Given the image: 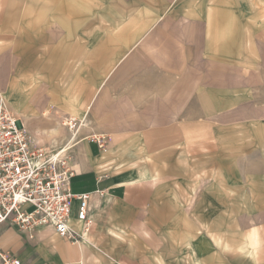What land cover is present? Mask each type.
<instances>
[{
    "label": "rangeland",
    "instance_id": "obj_1",
    "mask_svg": "<svg viewBox=\"0 0 264 264\" xmlns=\"http://www.w3.org/2000/svg\"><path fill=\"white\" fill-rule=\"evenodd\" d=\"M138 3L18 0L13 10L15 38L0 44V96L15 118L28 122L29 131L39 121L41 127L59 122L63 142L59 141L58 148L65 146L64 138L68 139L71 132L79 131L76 145L66 153L73 161L78 156L80 134L83 144L89 142L88 137L110 136L98 132L99 120L91 116L96 108L99 111L97 96L105 79L97 54L101 43L109 44L113 34L121 40L137 26L146 32L160 25V21L148 23L150 8L143 0ZM218 4L235 6L250 37L248 53L237 54V60H219V66L204 61L202 118L176 120L179 129L168 135L170 147L150 151L146 149L150 135L144 134L150 127L140 126V122L152 121L137 119L132 130L140 134L130 131L120 136L115 152L112 140L102 156L112 154L106 173L117 174L125 181L143 179L155 184L156 202L172 224L174 236L181 240L177 244L181 254L178 264H218L219 259L224 264H249L241 248L242 232L264 221V0H219ZM163 13V7L157 6L156 14ZM138 16L139 23L134 21ZM37 65L49 80L71 78V87L61 88L64 93H57V98L71 97L73 105L75 100L89 96L86 129H81L78 116H44V110L36 112L30 110L29 103L18 102L29 97L24 92L18 94L15 81L26 73H37ZM80 65L83 68L77 70ZM70 72L71 77H67ZM66 119L73 121V130L64 123ZM46 143L42 146L50 147Z\"/></svg>",
    "mask_w": 264,
    "mask_h": 264
},
{
    "label": "crops",
    "instance_id": "obj_2",
    "mask_svg": "<svg viewBox=\"0 0 264 264\" xmlns=\"http://www.w3.org/2000/svg\"><path fill=\"white\" fill-rule=\"evenodd\" d=\"M176 1L178 3L174 5ZM143 2L150 8L148 23L160 21V25L150 28L148 25L146 32H141L137 26L121 40L113 34L109 44L102 42L97 53L105 79L100 82L97 96L99 111L96 108L91 116L99 120L101 128L98 132L112 137L99 135L107 139L106 149L114 141L113 152L119 149L120 136L130 131L133 135L140 134L132 130L137 119L152 121L140 122V126L150 127V132L144 133L150 135L147 150L168 149L171 145L168 135L179 129L174 123L176 120L199 119L204 115L205 89L201 73L204 61L219 66V60H237V54L248 53L250 37L245 34L241 16L233 4L220 6L219 0ZM17 3L18 0H0V44L10 43L7 39L12 36L15 38L13 10ZM157 6L163 7L165 15L156 14ZM134 21L139 23V16ZM239 39L244 41L241 43ZM23 59L25 63L26 59ZM36 68L37 73H26L15 81L18 94L24 92L29 97L18 102L22 105L29 103L30 110L36 112L44 110V116L73 115L81 119L85 116L87 120L90 105L86 100L89 96L75 100L73 105L71 97L68 100L61 96L57 98V93H64L61 88L71 87V78L49 80L41 72L40 65ZM82 68L80 65L76 69ZM70 74L67 77H71ZM49 86L52 91H47ZM46 99L50 101L46 102ZM85 104V111H81ZM23 122L27 129L28 122ZM37 123L35 129L27 130L39 145L47 142L50 146V137L44 131L60 129L61 124L56 122L41 127L43 123ZM86 127L87 124L81 129ZM79 138L78 156L71 161L75 171L71 186L77 192L90 194L89 232L83 231V224L76 216L71 227L76 234L83 236L78 243L61 238L51 228L37 230L31 239L17 229L2 227L0 248L16 256L22 264L180 263L177 244L180 245L181 240L174 236L172 224L156 202L155 184L143 179L125 181L117 174L106 173L104 169L109 166L112 154L102 157L106 150L100 151L90 141L83 144L81 134ZM76 167H79L78 171ZM241 244L249 264H264V221L245 228ZM217 263L224 264L220 259Z\"/></svg>",
    "mask_w": 264,
    "mask_h": 264
},
{
    "label": "built area",
    "instance_id": "obj_3",
    "mask_svg": "<svg viewBox=\"0 0 264 264\" xmlns=\"http://www.w3.org/2000/svg\"><path fill=\"white\" fill-rule=\"evenodd\" d=\"M68 120L64 123L71 130ZM86 139L106 150L103 136ZM59 149L39 145L0 96V229H17L32 239L37 230L51 228L61 238L78 243L83 236L71 227L76 216L83 231L89 232L90 194L72 188V159L68 154L57 157ZM0 264L22 262L0 248Z\"/></svg>",
    "mask_w": 264,
    "mask_h": 264
},
{
    "label": "bare ground",
    "instance_id": "obj_4",
    "mask_svg": "<svg viewBox=\"0 0 264 264\" xmlns=\"http://www.w3.org/2000/svg\"><path fill=\"white\" fill-rule=\"evenodd\" d=\"M4 99V98H3ZM20 122H23L22 120H19ZM66 121H69L68 119ZM86 118L85 116H83V119L81 121V127L86 126ZM24 123V122H23ZM72 123V122H71ZM25 125V124H24ZM73 128V126H71V129ZM73 130V129H72ZM71 131V130H70ZM44 132H46L48 134V136L50 137V147H56V145L59 143V141L62 140L63 142V136H62V132L63 129L62 127L60 129L57 128H52L49 130H45ZM79 132V131H78ZM78 132H71V134L69 135L68 139L65 137L64 139L66 140V144L64 147L60 148L58 150V154L57 157H64L66 156V153L68 151H70L72 149V147H74L73 145H76L77 139H78ZM194 262V261H193Z\"/></svg>",
    "mask_w": 264,
    "mask_h": 264
}]
</instances>
